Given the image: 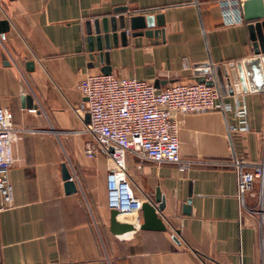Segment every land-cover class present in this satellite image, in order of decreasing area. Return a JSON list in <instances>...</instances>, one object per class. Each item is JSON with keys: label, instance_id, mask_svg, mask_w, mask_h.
<instances>
[{"label": "crops", "instance_id": "obj_1", "mask_svg": "<svg viewBox=\"0 0 264 264\" xmlns=\"http://www.w3.org/2000/svg\"><path fill=\"white\" fill-rule=\"evenodd\" d=\"M222 1L0 0V22L9 27L0 32V108L20 130L12 145L13 206L0 212V264H264V183L241 210L236 172L226 165L233 156L264 162V91L231 93L227 86L224 66L254 52L244 18L227 25ZM114 16L125 18L130 34L127 45L120 38L112 44L111 74L164 88L197 82L205 72L198 66L209 64L223 102L244 97L250 128L230 136V114L179 115L180 154L194 162L187 171L127 156L137 195L157 205L159 192L165 200L167 231H140L126 241L110 229V165L86 156L88 114L77 110L80 80L104 66L91 59L87 24ZM133 16H162L164 26L132 36ZM63 164L76 193L65 191ZM124 216L143 220L142 213Z\"/></svg>", "mask_w": 264, "mask_h": 264}, {"label": "built area", "instance_id": "obj_2", "mask_svg": "<svg viewBox=\"0 0 264 264\" xmlns=\"http://www.w3.org/2000/svg\"><path fill=\"white\" fill-rule=\"evenodd\" d=\"M244 1L221 2L227 25L243 23ZM205 77L214 84L174 83L157 88L135 77L118 78L102 72H89L80 80L78 89L84 101L77 110L90 116V122L83 129L91 137L85 146V154L89 158L104 156L110 165L107 174L110 210L123 215H139L143 204L150 201L146 195L139 196L135 192L127 170V156L158 165L175 164L183 172L194 163L180 154L179 115L222 112L230 114L234 120L229 125L230 136L250 130L244 97L234 96V103L223 102L213 74ZM19 131L9 110L0 108V212L13 206L12 145ZM226 165L236 172L237 199L242 210L255 184L264 183V162L248 163L233 156Z\"/></svg>", "mask_w": 264, "mask_h": 264}, {"label": "water", "instance_id": "obj_3", "mask_svg": "<svg viewBox=\"0 0 264 264\" xmlns=\"http://www.w3.org/2000/svg\"><path fill=\"white\" fill-rule=\"evenodd\" d=\"M243 18L247 23L250 40L252 42L254 57L248 60L224 66V77L227 86L231 93L235 91L238 93H246L248 91L262 92L264 91V2L263 0H245L242 7ZM128 24L132 32V36L141 35L144 32H136L146 29L154 28L155 26H164L162 16H133L129 18ZM8 22H0V32L4 34L8 31ZM89 50L91 59L95 61L99 58L104 65L101 72L103 74H111L109 51L112 49V44L115 47L119 45V38L123 45H127L128 35L130 34L126 28V21L124 17L104 18L101 21L98 19L94 22V28L91 23L87 24ZM157 30L155 34H159ZM152 32L147 31L145 34L151 35ZM30 63L29 65H32ZM93 66V65H92ZM198 67L205 68L204 75L197 78V82L213 85V82L206 81V75L212 73L214 70L209 69V64H203ZM160 88L159 84L155 85ZM27 100L29 108L34 107V99L31 96L23 97ZM88 123L90 116L88 115ZM63 180L65 181V191L67 194L77 192L76 183L67 168L63 164ZM157 205L151 202H145L142 207V222H136L126 218L121 212L111 210L110 229L111 232L119 240H132L134 236L140 231H156L165 232L167 226L160 216L165 208V200L159 192L156 197ZM190 203V202H189ZM173 239L179 243L176 235Z\"/></svg>", "mask_w": 264, "mask_h": 264}]
</instances>
